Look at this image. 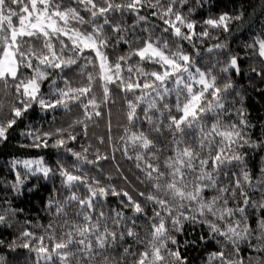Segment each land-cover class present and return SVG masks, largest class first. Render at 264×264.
<instances>
[{
  "label": "clouds",
  "instance_id": "1",
  "mask_svg": "<svg viewBox=\"0 0 264 264\" xmlns=\"http://www.w3.org/2000/svg\"><path fill=\"white\" fill-rule=\"evenodd\" d=\"M0 264H264V0H0Z\"/></svg>",
  "mask_w": 264,
  "mask_h": 264
}]
</instances>
